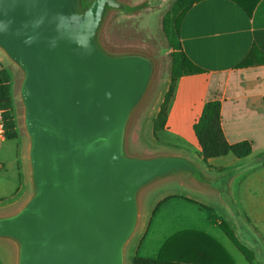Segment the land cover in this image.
I'll return each instance as SVG.
<instances>
[{
  "label": "water",
  "instance_id": "95a60500",
  "mask_svg": "<svg viewBox=\"0 0 264 264\" xmlns=\"http://www.w3.org/2000/svg\"><path fill=\"white\" fill-rule=\"evenodd\" d=\"M119 0H0V49L22 70L34 194L0 217L18 264H126L140 193L174 173L181 155L125 153L129 120L150 86L148 56L111 54L99 41Z\"/></svg>",
  "mask_w": 264,
  "mask_h": 264
},
{
  "label": "crops",
  "instance_id": "0c3cea01",
  "mask_svg": "<svg viewBox=\"0 0 264 264\" xmlns=\"http://www.w3.org/2000/svg\"><path fill=\"white\" fill-rule=\"evenodd\" d=\"M180 33L183 51L204 72L177 80L160 132L175 142L198 145L194 125L205 104L218 99L228 142L248 140L253 152L206 162L202 157L201 165L173 154L191 160L197 173L162 178L160 186L170 182L186 190L168 191L152 206H144L126 245L125 263L162 255L188 264H239L244 255L222 229L226 221L254 254L253 263L244 258L264 264V164L259 158L264 151V0L251 13L233 0H199L186 11ZM2 68L11 84V68L0 54ZM170 84L171 75L165 93ZM16 129L18 138L7 139L0 120V217L18 212L34 190L29 150L19 125ZM152 145L169 147L157 139Z\"/></svg>",
  "mask_w": 264,
  "mask_h": 264
},
{
  "label": "rangeland",
  "instance_id": "374dc122",
  "mask_svg": "<svg viewBox=\"0 0 264 264\" xmlns=\"http://www.w3.org/2000/svg\"><path fill=\"white\" fill-rule=\"evenodd\" d=\"M92 1V0H88ZM124 9L109 8L100 29L99 41L111 54L137 53L148 56L154 62V72L150 86L142 102L133 112L126 129L125 153L131 156H157L184 154L201 165L206 162L203 149L184 141H176L167 132L154 133L153 118L164 101L165 91L170 82L172 48L163 30V19L172 10L175 0H119ZM131 7L132 10H128ZM2 58L11 68V91L14 100V118L19 125L28 150L31 140L25 125V106L21 98V85L24 79L22 70L0 49ZM165 142L166 146H153L152 142ZM160 179L146 187L139 196L140 214L144 206H152L160 196L168 191L183 192L182 185L171 187V183ZM171 185V186H170ZM34 189V186H33ZM34 194V190H32ZM19 248L9 238L0 237V264H17ZM243 262V263H242ZM239 264H250L244 256Z\"/></svg>",
  "mask_w": 264,
  "mask_h": 264
},
{
  "label": "trees",
  "instance_id": "16d2710c",
  "mask_svg": "<svg viewBox=\"0 0 264 264\" xmlns=\"http://www.w3.org/2000/svg\"><path fill=\"white\" fill-rule=\"evenodd\" d=\"M85 4L91 1L83 0ZM199 0H175L172 10L168 12L163 19V30L172 48L171 57V84L169 90L165 94L164 101L160 106V110L154 119V133L162 131L168 120L169 103L174 93L176 82L179 78L187 75L200 74L204 70L195 65L185 54L181 41V23L186 11ZM245 11L251 13L256 7L259 0H233ZM109 9V8H108ZM128 10H132L128 7ZM101 44V43H100ZM0 106L3 112V129L7 139H16L19 134L16 129V121L14 118V100L12 97L10 78L7 71L2 68L0 70ZM222 101H208L203 109L202 115L194 125L196 137L203 149L205 159L218 157L233 153L239 158H244L252 154L253 146L248 140H244L235 144L228 142L222 127ZM259 158L264 164V151L259 154ZM221 227L229 238L236 244L239 250L251 263L254 262L253 252L241 244L237 239L233 228L228 222H221ZM133 264H188L178 261H172L164 256L158 259H143L136 257Z\"/></svg>",
  "mask_w": 264,
  "mask_h": 264
},
{
  "label": "built area",
  "instance_id": "2783aa9c",
  "mask_svg": "<svg viewBox=\"0 0 264 264\" xmlns=\"http://www.w3.org/2000/svg\"><path fill=\"white\" fill-rule=\"evenodd\" d=\"M3 112H4V110L0 106V120H1V123H3Z\"/></svg>",
  "mask_w": 264,
  "mask_h": 264
}]
</instances>
